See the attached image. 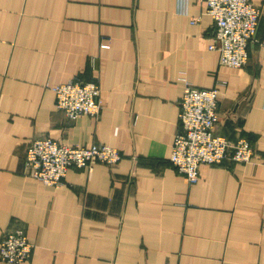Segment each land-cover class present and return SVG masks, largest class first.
<instances>
[{
    "label": "crops",
    "instance_id": "obj_1",
    "mask_svg": "<svg viewBox=\"0 0 264 264\" xmlns=\"http://www.w3.org/2000/svg\"><path fill=\"white\" fill-rule=\"evenodd\" d=\"M247 63H219L205 0H0V237L22 228L26 260L0 264H264V0ZM199 18L192 22L194 18ZM96 77L99 114L67 117L52 87ZM184 80L218 86L214 132L249 162L170 163ZM50 137L120 159L69 167L51 186L25 170Z\"/></svg>",
    "mask_w": 264,
    "mask_h": 264
},
{
    "label": "built area",
    "instance_id": "obj_2",
    "mask_svg": "<svg viewBox=\"0 0 264 264\" xmlns=\"http://www.w3.org/2000/svg\"><path fill=\"white\" fill-rule=\"evenodd\" d=\"M206 12L212 18V42L221 65L239 68L248 60V45L262 15L252 0H205ZM199 18H194L196 22ZM198 88L184 80L179 100V127L172 142L170 163L190 183L197 181L204 164L224 161L249 162L253 157L250 142L243 137L229 139L214 132L219 114L218 86ZM56 107L74 119L81 114L97 116L102 104L96 77L88 80L73 78L52 87ZM121 157L118 149L104 144L66 145L50 137L34 139L27 146L25 170L29 176L47 185L59 186L69 167L90 168L95 162L106 165ZM32 249L22 228L8 229L0 237V260L18 263L27 259Z\"/></svg>",
    "mask_w": 264,
    "mask_h": 264
}]
</instances>
